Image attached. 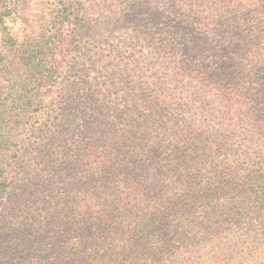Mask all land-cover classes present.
Returning a JSON list of instances; mask_svg holds the SVG:
<instances>
[{
    "label": "trees",
    "instance_id": "obj_1",
    "mask_svg": "<svg viewBox=\"0 0 264 264\" xmlns=\"http://www.w3.org/2000/svg\"><path fill=\"white\" fill-rule=\"evenodd\" d=\"M25 1L0 2V264H264V110L254 125L212 122L187 136L160 119L156 134L177 144L178 159L167 165L147 116L120 114L128 128L104 133L106 120L90 111L88 97L78 104L82 124L73 140L69 108L78 92L59 79L62 51L18 45L12 35ZM54 6L53 23L68 26L74 0ZM84 160L117 204L73 195L66 171ZM131 163L164 165L167 173L181 166L184 174L167 195L148 200L140 181L125 179Z\"/></svg>",
    "mask_w": 264,
    "mask_h": 264
},
{
    "label": "rangeland",
    "instance_id": "obj_2",
    "mask_svg": "<svg viewBox=\"0 0 264 264\" xmlns=\"http://www.w3.org/2000/svg\"><path fill=\"white\" fill-rule=\"evenodd\" d=\"M57 1L26 0L11 28L18 45L62 51L59 79L78 92L69 108L73 140L82 124L78 104L88 97L90 111L106 120L104 133L128 128L126 119L119 122L120 114L147 116L152 144L166 152L167 165L178 157L172 154L173 141L156 134L157 125L164 129L162 118L169 119L170 133L177 122L186 136L188 129L197 132L212 122V128H220L229 121H258L255 113L264 110V0H74L71 23L61 29L52 21ZM219 113L220 120L212 118ZM108 146L114 152L118 145L109 141ZM86 161L67 168L73 195L117 204L107 184H95L100 171ZM134 166L124 172L125 179L140 181L148 200L167 195L173 179L184 174L181 166L169 173L160 170L164 165ZM122 205L118 209L126 211Z\"/></svg>",
    "mask_w": 264,
    "mask_h": 264
}]
</instances>
